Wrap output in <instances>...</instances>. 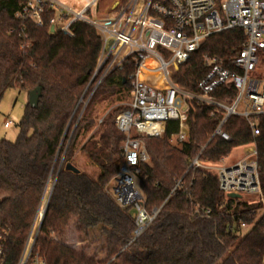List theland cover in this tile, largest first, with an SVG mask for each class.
<instances>
[{"label":"trees","instance_id":"1","mask_svg":"<svg viewBox=\"0 0 264 264\" xmlns=\"http://www.w3.org/2000/svg\"><path fill=\"white\" fill-rule=\"evenodd\" d=\"M26 1L0 0V101L11 88L26 93L40 88L37 105L23 106L16 139H0V264H18L53 174L46 209L25 264H33L35 256H40L43 264H264V220L259 223L256 218L261 202L225 196L213 173L190 167L191 159L197 156L204 162H216L234 147L254 141L264 200V116L259 119V133L254 138L243 117L229 116L222 125L230 137L225 140L213 134L222 117L220 110L198 99H187L188 142L181 148L170 143L177 121H169L160 136L143 137L149 160L139 164L137 183L145 209L158 212L133 239L132 208L119 206L106 188L122 162L119 146L124 135L116 128L114 118L124 108L109 113L106 126L97 127L94 137L86 134L95 125L96 119L88 118L94 104L105 99L121 100L129 94L128 77L135 70V61L126 59L121 69L111 72L96 88L84 120L70 131L58 168L61 144L95 69L101 40L92 25L79 20L71 24V35L64 33L50 22L58 17V10L49 5L45 6L41 26L18 17ZM127 1L120 0L116 8ZM244 38L240 28L208 36L179 65L175 83L199 92L198 84L210 70L206 56L216 57L226 68L235 70L232 59ZM147 64L154 62L149 60ZM159 75L144 71L143 78L156 84ZM234 95L230 81L210 92L225 103ZM79 132L74 154L79 150L97 167L94 177L85 171L65 169ZM69 224L86 237L97 229L103 239V257L68 245L65 236ZM249 225L255 228L247 236L242 232Z\"/></svg>","mask_w":264,"mask_h":264},{"label":"built area","instance_id":"2","mask_svg":"<svg viewBox=\"0 0 264 264\" xmlns=\"http://www.w3.org/2000/svg\"><path fill=\"white\" fill-rule=\"evenodd\" d=\"M96 1L72 9L62 5L60 0H27L16 15L41 26L45 6L49 5L59 14L50 22L64 33L71 35L70 26L78 20L96 29L101 49L78 105L86 104L100 83L111 72L121 69L126 59L132 57L135 61V70L128 77L129 100L114 118V124L124 138L119 146L122 162L111 187L116 203L132 208L135 239L158 212L157 209L151 212L145 209L137 183L139 164L149 160L143 137L160 136L169 121H177L178 128L170 134V143L181 148L188 142L187 99H198L220 110L222 117L213 134L225 140L230 137L222 130V125L231 115L246 120L253 138L259 133L258 122L264 116V0H128L125 5L119 8L116 5L106 16L99 18L89 14ZM233 28L242 29L245 35L240 50L232 59L235 70L226 68L216 57L206 56L210 70L198 84L200 91L195 93L179 87L174 81L179 65L198 50L208 36ZM261 52L262 56L259 55ZM147 58H152L154 65L145 64ZM144 70L160 74L155 78L156 84L143 78ZM227 81L232 82L235 89L231 102L210 96V92ZM98 121L104 124L103 117ZM9 124L10 121L4 122V126ZM95 131L93 128L90 138L95 136ZM245 145L249 147L241 159L212 167L218 188L225 196L257 194L264 201L256 144L251 141ZM190 167L211 168L198 156L191 159ZM52 178L51 183L54 182ZM38 228L39 221L36 226L34 222L18 264L28 260ZM33 264H43L42 258L35 256Z\"/></svg>","mask_w":264,"mask_h":264},{"label":"rangeland","instance_id":"3","mask_svg":"<svg viewBox=\"0 0 264 264\" xmlns=\"http://www.w3.org/2000/svg\"><path fill=\"white\" fill-rule=\"evenodd\" d=\"M84 0H69V2L72 3H82ZM120 0H99L98 3L96 1L95 5L92 6V9L90 11L91 16H96L97 18L106 16L107 13L110 10H113V8L116 7ZM62 23V22H61ZM260 56L263 55L261 52L259 54ZM84 91V90H83ZM81 98V97H80ZM79 98V100H80ZM28 100V95L25 91L20 90L19 88H11L5 91L1 101H0V139L5 138L10 141H14L18 135V122L20 121V118L22 116V111H23V106L27 103ZM90 100V99H89ZM89 100L84 103H77L75 107V116L73 118L72 124L70 126L69 133L67 134L66 138L64 139L63 143L61 144L60 151H59V156L58 160L56 161L57 167L60 165L61 158H63V152L64 148L67 145L68 142V137L70 135V131L74 129V126L77 124L76 121L78 119L79 122L84 120V114L86 111V106L89 102ZM129 100V94H124L121 100H114V99H105L100 102H97L96 104L93 105L92 109L90 110V113H88V118H94L96 120L100 119L103 117L104 119V124L103 127L106 126L107 121L106 118L109 115V113L113 112L115 108L117 107H123L125 108L126 103ZM79 102V101H78ZM118 114V113H117ZM116 114V115H117ZM95 120V122H96ZM5 121H10V124L8 126H4ZM81 125L80 123L78 126ZM95 128V125L94 127ZM96 129V128H95ZM80 132L78 133V136L74 142L73 148H72V154L70 157V162L74 166H76L80 171H85L88 174L95 175L98 172L97 167L94 165L90 164L85 156H83L79 150L75 151L74 154V149L75 145L79 139ZM90 133L86 134V137H88ZM85 137V138H86ZM84 138V139H85ZM175 147V146H174ZM249 147V145H240L237 147H234L231 152L221 160H218V164H220L222 161L224 163H229L233 160H236L240 158L246 151V149ZM209 172L215 173L213 168L208 169ZM54 177V174L52 175ZM50 178L49 182L47 183V186L45 188V192L43 195V199L41 202V206L36 214L35 218V226L37 222L39 221L41 209L45 204V201L47 200L48 196V191L49 188L53 183H51V180L53 178ZM138 182V178H137ZM114 184V180L112 179L107 185L106 188L108 192L111 193V187ZM241 199H245L250 202H257L260 201L262 204V208L258 209L256 212V218L257 220H260L259 223L264 220V201L261 200L260 196L257 194H241ZM255 228V227H254ZM251 229V226H244L243 227V232L242 233H247L246 235L248 236L251 231L254 229ZM247 236L240 242V244L247 238ZM102 236L99 233L97 229H93L90 231V234L88 237L84 236L83 234H79L75 231V228L72 224H69L67 233L65 236V242L76 248L79 249L80 247H83L86 252L91 253V254H96L98 257H103V253L101 251V245H102ZM239 244V245H240ZM238 250V248H237Z\"/></svg>","mask_w":264,"mask_h":264},{"label":"water","instance_id":"4","mask_svg":"<svg viewBox=\"0 0 264 264\" xmlns=\"http://www.w3.org/2000/svg\"><path fill=\"white\" fill-rule=\"evenodd\" d=\"M39 94H40V88L39 87H36L32 90H30L27 95H28V100H27V103L30 105V106H33L35 107L37 105V102H38V97H39ZM61 166V162H60V165L59 167ZM58 167V168H59ZM65 169L67 170H70V171H73V172H79L80 170L74 166L73 164H71L70 162H66L65 163ZM92 175V174H91ZM93 176V175H92ZM54 183V182H53ZM52 186L53 184L51 185V187L49 188V191H48V196H47V200L45 201V204L44 206L42 207L41 209V213H40V217H39V225H40V222L42 220V217L44 215V212H45V209H46V205H47V202H48V198H49V195H50V192H51V189H52ZM229 197H234V198H237V197H240V194H237V193H231L229 194Z\"/></svg>","mask_w":264,"mask_h":264},{"label":"crops","instance_id":"5","mask_svg":"<svg viewBox=\"0 0 264 264\" xmlns=\"http://www.w3.org/2000/svg\"><path fill=\"white\" fill-rule=\"evenodd\" d=\"M60 2H61V4L62 5H66V6H69L70 8H72V9H80V8H82L86 3H84V2H82V3H72V2H62L61 0H60ZM91 9H92V7H91ZM59 15V14H58ZM245 154V153H244ZM244 154L240 157V158H238V159H236V160H233V161H231V162H229V163H224L223 161L220 163V164H226V165H229V164H232V163H234V162H236L237 160H239V159H241L243 156H244ZM202 163L205 165V166H208V167H214V166H217V165H220V164H218V162H204V161H202ZM83 172V171H82ZM85 173H87V172H85ZM88 174V173H87ZM89 175H91V174H89ZM92 176V175H91ZM92 177H94V176H92Z\"/></svg>","mask_w":264,"mask_h":264},{"label":"bare ground","instance_id":"6","mask_svg":"<svg viewBox=\"0 0 264 264\" xmlns=\"http://www.w3.org/2000/svg\"><path fill=\"white\" fill-rule=\"evenodd\" d=\"M91 1V0H90ZM63 2V1H62ZM152 61V62H154L153 61V59L152 58H147L146 60H145V64H147V61ZM148 65V64H147ZM150 66V65H149ZM145 72H149V71H147V70H144ZM99 126H101V124L99 123V121L98 120H96V122H95V128H97V127H99ZM261 185V184H260ZM261 187V186H260Z\"/></svg>","mask_w":264,"mask_h":264}]
</instances>
